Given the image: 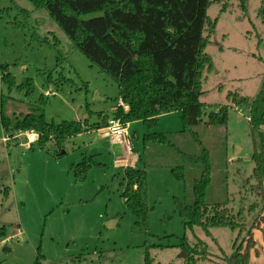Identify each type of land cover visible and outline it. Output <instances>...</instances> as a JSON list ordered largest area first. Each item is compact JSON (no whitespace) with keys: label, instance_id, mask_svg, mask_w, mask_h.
I'll use <instances>...</instances> for the list:
<instances>
[{"label":"rangeland","instance_id":"obj_1","mask_svg":"<svg viewBox=\"0 0 264 264\" xmlns=\"http://www.w3.org/2000/svg\"><path fill=\"white\" fill-rule=\"evenodd\" d=\"M243 2L212 0L208 9L211 20L219 19L206 49L215 66L203 83L201 101L208 108L229 104V91L254 97L261 87L264 73V0ZM223 6H227L225 11H222ZM0 64H9L16 82L9 90L0 71V111L3 109L13 119L33 112L43 95L48 121L88 120L93 123L101 114L111 113V109L117 106L116 99H120L118 83L75 47L47 8L36 7L31 0H0ZM29 78L34 87L31 94H27L28 88H20ZM178 116L182 123L181 116ZM248 118L247 110L231 108L226 126L208 127L203 124L194 131L199 133L203 145L211 152L213 182L208 191V204L227 203L234 213L245 206L244 220L250 228L258 216L264 218V202L261 203V195L252 192V186L256 185L254 179L244 184L255 167L252 159L254 142ZM176 127L172 121L162 129L168 133L179 129ZM1 129L0 226L8 227V235L0 238V264H28L36 258L39 246L46 264H143L146 244H165L168 240H158V237L168 235L176 237L169 242V247L151 248L152 257L161 264H187L179 247L180 238L185 234L190 241L196 243V237H199L207 244L212 259L200 264H225L223 258L217 260L218 255L223 257L233 253L238 231L215 227L211 229L213 235L208 236L200 227H195L194 231L185 230L182 218L175 211L176 200L187 204L194 202L193 181L200 177L202 168L200 164L183 161L168 147L159 145H152L154 150L147 153V161L142 167L150 170L157 163L184 165L187 181H178L167 174L162 180H153L157 189L151 187L150 205L154 209L150 213L149 233L136 225V218L127 210L124 198L115 194L108 213H114L117 218L109 219L98 234L84 232L86 236L81 237L74 230L63 232L64 236L55 238L64 242L63 248H59L57 243H52L51 228L58 226L60 220L52 224V213L48 211L55 200L53 195L50 198V190H46L43 202L41 195L26 196L31 186L26 182L45 180V172L41 168L31 172L25 158L29 148L14 143L8 147L2 140L5 134ZM256 136L261 150L264 148V129H260ZM173 140L187 153L198 155L203 150L190 132L174 136ZM71 146L72 142L67 141L64 151L72 152ZM44 148L54 156L53 142ZM15 187L16 197L13 195ZM7 189L9 192L5 193ZM21 201L27 204L24 218L30 236L29 233L16 235L15 232L19 231L13 233L14 229L21 228L15 203ZM254 203L259 207L252 212L254 208L250 207ZM260 222V227L254 229L255 247L251 257L257 264H264V220L260 219ZM247 234L245 232L241 240ZM68 244L70 250L66 248ZM81 246L84 248L80 249Z\"/></svg>","mask_w":264,"mask_h":264},{"label":"trees","instance_id":"obj_2","mask_svg":"<svg viewBox=\"0 0 264 264\" xmlns=\"http://www.w3.org/2000/svg\"><path fill=\"white\" fill-rule=\"evenodd\" d=\"M31 1L36 7L47 8L75 47L118 83L120 99L129 109L119 106L112 113L101 114V121L94 124L88 120L48 121L44 108L45 97L42 95L33 112L21 117L13 119L1 109L0 129L10 138L7 146L20 143L21 138H16L20 132L35 130L40 135L37 142L39 147L44 148L53 142L55 154L62 156L65 144L71 137L89 129L107 127L111 118L119 119L124 124L142 121L147 127L156 128L161 115L180 112L183 123L180 134L190 132L197 144L203 147L200 154L185 152L173 140L174 135L168 133L146 134L143 143L145 146H166L183 161L201 165V175L193 181L194 202L187 204L176 200L175 211L182 218L185 230L194 231L195 227H200L208 236L212 235L211 229L215 227L238 231L233 253L230 256L224 254L222 258L226 264H249L251 251L255 247L253 230L260 227V219L264 218L258 216L252 226L247 228L244 209L234 213L227 203L208 204V191L213 182L211 152L194 129L203 124L224 127L228 123L231 108L247 110L254 142L252 159L255 167L244 184L254 179L256 185L253 184L252 192L262 195L264 148H258L256 134L264 126V73L260 90L254 97L229 91V104L208 108L201 101L207 73L215 68L212 57L206 52L219 20L216 18L213 21L208 15L212 0ZM242 7L246 12L244 2ZM226 9L227 6H223L222 11ZM9 68V64H0L2 79L11 90L16 82ZM20 88H28L27 94L33 93L32 80L27 79ZM94 166L102 167L89 155H84L82 161L73 165L76 183L85 182ZM169 167L176 180L187 181L184 165ZM122 186L127 210L136 218V225L149 233L150 213L154 207L149 202L147 168L126 167ZM8 192V189L5 190V193ZM258 207L254 203L250 208H254L253 212ZM245 232L248 234L241 240ZM7 235L8 227L0 226V238ZM175 237H158V240H168L165 244H146L143 264H161L152 257L151 248L169 247V242ZM179 247L186 253L187 264H200L201 261L212 259L207 244L201 239L193 244L185 234L180 238ZM40 248H37V256L32 264H45V256Z\"/></svg>","mask_w":264,"mask_h":264},{"label":"crops","instance_id":"obj_3","mask_svg":"<svg viewBox=\"0 0 264 264\" xmlns=\"http://www.w3.org/2000/svg\"><path fill=\"white\" fill-rule=\"evenodd\" d=\"M206 78H208V73ZM116 108L117 106L112 108L111 113L114 112ZM178 115L181 116V113L172 112L161 115L159 125L156 128H149L142 121L127 123V140L133 145L131 151L127 149V140L111 134L108 130V126L99 129H89L75 137H71L68 142H72V152H68L66 149L62 156H57L56 154L53 156L50 153L51 151H45V148L39 147L37 143L31 145L28 149L30 151L25 153V158L28 159L27 167L30 168L31 172L39 168L43 169L42 171L45 172V180H31L30 183L26 182V184H31L27 189L28 192L26 196L29 198V194L32 196L36 195L37 197L41 195V201L43 202L47 194L46 190H50V198L53 195L55 201L48 212L52 213L50 217L53 218L52 224H56L58 220H60V224L51 228L53 236L52 243H57L59 248H63L62 244L64 242L61 243L55 239L64 236L63 232L68 233L74 230L75 233L81 234V237L86 236L84 232L98 234L109 219L117 218L114 213L108 212L110 203L115 194L122 196L125 168L128 166L142 167V164L145 166L147 153H152L150 151L154 150L152 146H145L143 143V136L154 132L166 133L164 132L165 130L162 129V126L172 121H174L175 126H177L176 128L179 129L170 131L168 134L175 132V134L172 133L174 136L180 135V132L183 130V124ZM99 121H101V116L97 121L91 124ZM262 128L264 129V126ZM23 141H25V139L21 138L20 143L14 144L22 146L21 144ZM24 147L28 148L27 146ZM84 155L93 156L95 161L100 163L102 167L94 166L89 172L85 182L79 184L75 181L72 166L82 161ZM165 174L173 177L169 165L157 163L148 170L149 202L152 197L151 187L157 189L152 183L153 180H158L157 178L162 180V178L166 176ZM152 175L154 177H152ZM37 181L39 182L36 183ZM13 191V195L16 197V187L13 188ZM261 200V203H263L264 192L261 195ZM15 203L19 211L18 225L21 228L20 230L14 229L13 233L19 231L15 232V234H28L29 231L26 227L24 218L26 214L24 210L27 204L25 201ZM241 208L244 209L245 206ZM115 224H117V220ZM253 233H255L254 230ZM28 235L30 236V233ZM74 236L76 238L78 237L77 235ZM87 237L91 238L89 235ZM197 239L201 238L196 237V242ZM65 241H67V239ZM190 242L195 243L193 241ZM57 244L54 245L56 246ZM69 246L70 244L67 245V250H70L71 247ZM83 248V246L80 247V249ZM218 256L217 260L220 261L222 257L220 255ZM35 259L36 258L28 264H32ZM254 260L255 259L251 257L249 264H257L256 260ZM44 263L46 264L45 261ZM224 263L226 264L225 261Z\"/></svg>","mask_w":264,"mask_h":264},{"label":"built area","instance_id":"obj_4","mask_svg":"<svg viewBox=\"0 0 264 264\" xmlns=\"http://www.w3.org/2000/svg\"><path fill=\"white\" fill-rule=\"evenodd\" d=\"M119 106L123 107L125 110L129 109V106L126 103H124L122 99H119V101L117 102V107ZM108 130L111 134L117 135L123 138L124 140L128 139V132H127L126 124L122 123L119 119L111 118L109 120ZM39 136L40 135L37 131L30 130V131L20 132L16 136V138H24L25 141H23L21 145L27 146L28 148H30L31 145L39 141ZM9 140L10 138L5 135V137L3 138L4 143L7 144ZM126 142H127V145H126L127 149L131 151L133 149V145L128 140Z\"/></svg>","mask_w":264,"mask_h":264},{"label":"water","instance_id":"obj_5","mask_svg":"<svg viewBox=\"0 0 264 264\" xmlns=\"http://www.w3.org/2000/svg\"><path fill=\"white\" fill-rule=\"evenodd\" d=\"M63 153H65V151ZM182 254H183V257L186 258V253L184 251Z\"/></svg>","mask_w":264,"mask_h":264}]
</instances>
